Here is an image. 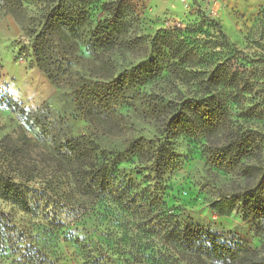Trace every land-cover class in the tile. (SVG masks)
<instances>
[{
	"label": "trees",
	"instance_id": "16d2710c",
	"mask_svg": "<svg viewBox=\"0 0 264 264\" xmlns=\"http://www.w3.org/2000/svg\"><path fill=\"white\" fill-rule=\"evenodd\" d=\"M5 2L0 0V11ZM38 2L42 28L32 43V54L37 66L57 85L62 86L66 77L76 76L69 91L63 92L72 115L79 111L105 135L125 130L127 114L122 109L126 107L135 114V120L141 118L154 128L151 137L141 134L128 139L124 147H106L97 134L73 132L67 115L50 114L48 102L27 115L38 127L56 167L67 178L65 192L67 198L69 195L75 200L71 204L75 218L86 215L82 218L86 222L99 214L119 227L122 244L135 237L142 241L144 236L156 242L165 240L187 261L185 264H264V241L250 251L244 242L229 243L207 227L189 224L166 205L158 182L143 186V178L121 166L135 159L148 172L145 178H163L168 170L183 163L175 143L183 135L201 143L202 155L212 167L237 172L242 180L238 188L222 189L220 197L211 202L213 209L220 215L239 209L244 216L264 210V135L235 120L236 110L247 119L249 114L244 113L251 111V106L245 108L244 103L258 94V85L264 84V50L255 52V58L238 47L222 23L207 16L194 0L202 17L217 28L216 37L226 49V60L214 67L180 70L179 62L193 53L190 46L198 50L201 46L190 41L185 29L160 30L152 39L137 36L132 29L136 14L123 0H104L99 15L76 0ZM258 16L264 17V9ZM254 37L257 45L264 47L262 37ZM138 46L144 50L142 57L120 65V58ZM86 63L92 65L90 75L82 71ZM93 72H101V78H94ZM182 76L194 80L195 85L185 90L176 85L173 88L171 82ZM0 198L35 213L30 186L24 179L17 180L4 163L0 165ZM5 237L18 244L27 239L26 231L12 223L11 214L0 212V247ZM91 243L88 248L84 242L80 244L91 264H105L119 252L127 260H143L144 264H161L165 256L161 247L146 254L140 250L141 243L134 248L130 242L129 249L111 242L105 246L95 238ZM21 251L30 261H45L25 246Z\"/></svg>",
	"mask_w": 264,
	"mask_h": 264
},
{
	"label": "rangeland",
	"instance_id": "374dc122",
	"mask_svg": "<svg viewBox=\"0 0 264 264\" xmlns=\"http://www.w3.org/2000/svg\"><path fill=\"white\" fill-rule=\"evenodd\" d=\"M103 1L76 0L81 6L86 3V7H91L97 15ZM123 1L130 4L136 14L132 29L137 36L152 39L160 30L180 27L189 32L192 43L195 41V44L201 45L199 50L194 45L190 46L193 53L179 62L180 70L214 67L216 62H225L226 49L216 37L217 28L202 17L194 0ZM196 1L207 16L217 18L222 23L224 32L238 47L253 55L264 50L253 39L254 36L262 37L260 41L264 43V17L258 16L264 9V0ZM40 4L38 0H6L0 11V165L4 163L17 180L24 179L27 182L33 201L36 202L35 213H27L0 198V212L11 214L12 223L26 231L27 235V239L19 244L5 237L3 247H0V264H91L86 261L83 254L85 248H80V244L84 242L88 248V244L93 245L91 241L94 238L105 246L111 242L115 247L127 245V249L131 246L130 242L134 243V248L141 243L140 250L146 254L161 247L160 252L165 255L161 264H185L187 261L165 240L157 243L144 236L142 241L135 237L133 241L130 238V242L122 244L124 240L119 227L111 225L99 214L96 213L86 222L82 220L86 215L75 218L77 215H74L71 205L75 200L69 195L67 198L65 192L68 188L67 178L56 167L38 127L27 115L48 102L52 109L50 114L54 115L55 111L67 115L66 120L73 132L93 137L97 134L106 147H124L128 139L141 134L151 137L154 128L141 118L135 120V114L127 111L126 107L122 109L127 114L125 130L105 135L102 129L86 121L79 111L75 113L78 115H72V108L63 92L69 91L76 76L66 77L62 86H59L37 66L32 54V43L42 28ZM216 51L220 54L214 55ZM143 53L142 47L138 46L134 52L120 58V65L137 62ZM89 67L92 65L87 64L82 68L87 75L91 73ZM100 74L93 72L92 76L100 79ZM175 80L171 82L173 88L176 85L185 90L195 85V81L189 77H175ZM255 90H258V94L244 103L245 108L251 106V111L245 110L244 113L249 116L245 120L236 110L235 120L264 135V84L258 85ZM175 143L183 163L168 170L163 178L155 180L153 175L145 178L148 172L142 170L135 159L123 162L121 166L132 171L135 177L143 178V186L158 182L166 205L173 212L177 211L189 224L207 227L229 243L244 242L250 251L258 248L264 241L263 209L244 216L239 209L220 215L212 207L211 202L220 197L222 189L242 186L237 172L212 167L202 155L200 142L181 135ZM10 158L12 165L8 162ZM65 201L68 207L60 203ZM134 229H137L136 226ZM24 246L35 251V255L43 257L45 261L27 259L21 251ZM119 253L105 264H144L143 260H127L126 256Z\"/></svg>",
	"mask_w": 264,
	"mask_h": 264
}]
</instances>
